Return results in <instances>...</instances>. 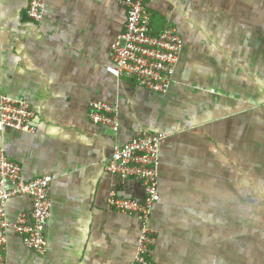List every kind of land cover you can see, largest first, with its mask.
<instances>
[{
  "label": "crops",
  "instance_id": "1",
  "mask_svg": "<svg viewBox=\"0 0 264 264\" xmlns=\"http://www.w3.org/2000/svg\"><path fill=\"white\" fill-rule=\"evenodd\" d=\"M28 0H0V94L27 101L34 134L0 131L23 181L49 185L47 249L12 230L5 264H130L138 220L108 208L111 191L140 199V183L105 171L114 141L140 131L160 147L159 201L150 216L156 264H264V0H149L154 30L183 40L172 83L155 94L106 72L125 11L116 0H46L40 23ZM118 107L114 135L88 103ZM10 199L8 220L29 213Z\"/></svg>",
  "mask_w": 264,
  "mask_h": 264
},
{
  "label": "built area",
  "instance_id": "2",
  "mask_svg": "<svg viewBox=\"0 0 264 264\" xmlns=\"http://www.w3.org/2000/svg\"><path fill=\"white\" fill-rule=\"evenodd\" d=\"M149 0H116L125 11V23L110 45V63L106 72L117 80L155 94H165L173 80L175 67L182 50L183 40L176 29L164 25L154 30L146 8ZM46 0H28L26 17L40 23ZM87 116L94 125L116 134L119 130L118 107L102 100L88 103ZM32 106L0 94V131L10 129L34 134ZM167 135L158 132L140 131L123 143L114 141L106 159L105 171L118 180H134L142 187V197L127 198L111 191L106 199L109 209L138 220V236L134 256L130 264H156L152 260L155 231L150 226V216L159 201L158 178L160 147ZM53 177L42 175L23 181L21 167L0 147V264H5L6 233L12 229L22 244L37 255L47 249L45 226L50 216L51 201L49 185ZM15 197L30 200L29 213L19 212L8 220L7 202Z\"/></svg>",
  "mask_w": 264,
  "mask_h": 264
}]
</instances>
